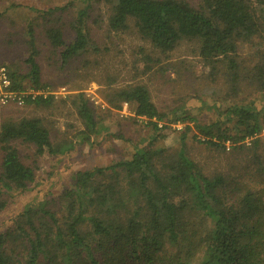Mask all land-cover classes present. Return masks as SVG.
Listing matches in <instances>:
<instances>
[{
    "label": "trees",
    "instance_id": "16d2710c",
    "mask_svg": "<svg viewBox=\"0 0 264 264\" xmlns=\"http://www.w3.org/2000/svg\"><path fill=\"white\" fill-rule=\"evenodd\" d=\"M109 1V32H125L133 23L164 55L182 41H197L208 78L222 73L230 101L217 108L214 120H202L185 106L163 110L136 76L115 85L117 77L107 74L101 94L108 115L127 104L134 113L130 119L145 118L149 134L134 143L129 158L78 170L71 187L25 205L0 231V264H264V104L247 101L256 93L264 96V0ZM73 6L70 1L33 9L21 41L25 70L6 64L11 92H35L25 97L27 105L56 102L43 81L40 40L58 70L100 51L89 23L91 4L70 15ZM19 35H7L6 47ZM144 57L143 73L153 69L149 62L160 61ZM240 92L241 98H228ZM70 98L84 125L76 141H55L41 116L0 122V213L36 182L38 158L66 155L105 129L84 91ZM177 131L178 148L170 150L163 141ZM112 136L130 140L121 132ZM190 140L231 161L224 169L205 170L189 154ZM22 145L33 149V165L22 157Z\"/></svg>",
    "mask_w": 264,
    "mask_h": 264
},
{
    "label": "rangeland",
    "instance_id": "374dc122",
    "mask_svg": "<svg viewBox=\"0 0 264 264\" xmlns=\"http://www.w3.org/2000/svg\"><path fill=\"white\" fill-rule=\"evenodd\" d=\"M74 1L70 15L76 9L89 2V23L93 40L100 51H92L81 56L73 67L58 70L48 60L51 53L44 41L40 40L43 50L41 63L43 81L49 82L46 88L48 93L55 94L56 102L49 107L35 108L26 103L10 101L0 105V122L7 119L17 120L22 117L41 116L50 128L55 141L63 138L77 140V133L84 125L77 114L70 95L84 91L90 98L96 114L102 116V126L105 129L94 135L90 143L76 144L75 148L63 156L45 154L36 160L37 180L31 189L13 197L9 206L0 213V231L11 225L14 216L30 202L46 197V194L58 195L67 187L73 185V174L78 170L92 169L111 165L123 158H129L134 151V143L143 141L149 134L143 126L145 118H138L137 122L131 120L134 115L127 104L122 110L114 111L113 116L108 115V104L101 94L106 84L107 74L115 75V85L124 84L133 76L144 82L151 91L153 100L165 111L175 106H185L194 115L202 120H214L217 108L227 105L226 93L228 86L222 73L215 80L208 78L209 68L199 55L197 41H182L173 51L164 55L154 51L152 45L143 40L134 24L125 32H109L107 19L110 13L109 0H0V12L6 15L0 17V61L19 64L24 69L23 60L27 52L21 45L25 33L26 23L35 16V9H47L51 6H60ZM197 5L200 0H189ZM11 5H18L11 7ZM9 8V9H8ZM34 9V10H33ZM21 34L15 45L6 47L5 41L9 34ZM16 38V36L14 37ZM15 41V39H14ZM146 54L160 58L159 63L149 62L152 70L143 73L147 61ZM89 60V64L85 63ZM163 67L164 71L161 70ZM25 70V69H24ZM27 89L25 92H31ZM45 91V95H46ZM47 93V94H48ZM242 92L237 95L230 94L229 99L241 98ZM225 99V101H224ZM254 100L257 106L264 104V96L256 93L247 101ZM173 128L181 129L182 124H175ZM113 132H121L126 139H115ZM264 137V131L260 135ZM163 144L175 150L179 145V133L173 132ZM189 154L200 163L205 170L216 171L224 169L231 161L230 156L211 151L195 141H189ZM21 155L24 160L33 165V149L28 145L21 146Z\"/></svg>",
    "mask_w": 264,
    "mask_h": 264
},
{
    "label": "built area",
    "instance_id": "2783aa9c",
    "mask_svg": "<svg viewBox=\"0 0 264 264\" xmlns=\"http://www.w3.org/2000/svg\"><path fill=\"white\" fill-rule=\"evenodd\" d=\"M11 84V80L8 75L6 66L0 64V105L6 104L10 101H16L18 103H25V97L28 94L35 95V92H11L8 87Z\"/></svg>",
    "mask_w": 264,
    "mask_h": 264
}]
</instances>
